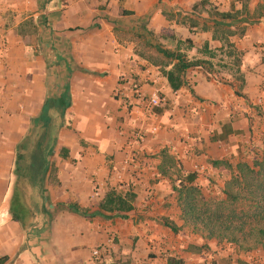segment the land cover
<instances>
[{
    "label": "crops",
    "instance_id": "crops-1",
    "mask_svg": "<svg viewBox=\"0 0 264 264\" xmlns=\"http://www.w3.org/2000/svg\"><path fill=\"white\" fill-rule=\"evenodd\" d=\"M232 2L243 11L237 0H0V49H5L0 57V264H99L93 251L103 245H111L112 255L102 264H168L169 256L184 264H208L225 256L217 240L174 233L161 218L183 225L172 183L180 169L197 173L202 191L215 187L209 176L225 168H215L212 161H229L242 152L239 142L250 138L247 100L237 91L255 104L264 100V0H248L253 20L242 14L223 24L235 31L231 25L241 19L246 27L244 35L235 31L230 37L242 54L241 90L235 76L224 82L202 67L189 69L187 84L173 90L163 69L139 55V35L146 25L154 36L166 32L170 40L191 39L189 57L210 60L213 67V58L201 50L208 45L216 54L226 47L214 38L209 12H229ZM191 19L198 26L191 27ZM123 77L138 81L146 96L160 93L167 105L149 113ZM118 87L126 98L114 97ZM67 91L70 106L49 112L51 166L32 176L25 165L18 180L19 143L47 102H63ZM139 130L148 136L137 145ZM15 187L29 209L25 226L11 215ZM111 189L137 194L129 218L85 217L65 206L77 203L96 213ZM230 250L233 261L264 264V246L241 254Z\"/></svg>",
    "mask_w": 264,
    "mask_h": 264
},
{
    "label": "trees",
    "instance_id": "trees-1",
    "mask_svg": "<svg viewBox=\"0 0 264 264\" xmlns=\"http://www.w3.org/2000/svg\"><path fill=\"white\" fill-rule=\"evenodd\" d=\"M239 3L242 4L243 11L237 10L236 3L232 2L229 12L215 11L211 16L215 22L214 38L222 41L228 48L229 51L226 56L233 58V65L236 67L237 73L240 74L237 79L244 84L241 75L242 54L236 50L235 45L230 41V37L236 33L223 25L227 21L237 20L243 13L250 16L248 0H239ZM262 15L260 13L256 16L261 17ZM190 23L191 27L198 26L196 19H191ZM207 29L208 26L206 25L202 28V30ZM142 30L145 32L144 38L146 40L145 43L141 44L142 49L139 51V55L154 66L163 69V73L168 78L173 90H179L187 84L185 75L191 68L202 67L211 72L212 62L210 60L191 59L189 57L188 51L194 48L191 39L181 40L172 36L171 39L176 45L175 49H170L161 43L149 41V38L151 40L154 34L148 30L146 25L142 27ZM244 32L245 30L242 31V33ZM201 53L210 58L215 57V53L209 49L208 45L203 47ZM237 94L249 101L244 93L237 91ZM69 97L67 91L63 94V102L49 100L43 109L42 116L37 121H32L33 127L30 134L19 143L17 148L14 174L18 180H20L23 171L22 167L25 165H28L33 172L32 176H36L38 172L51 166L49 156L52 149L49 147L52 119L49 118V112L55 107H60L65 111L71 104ZM56 143L55 139L53 147L56 146ZM62 154L66 158L68 150L63 149ZM171 161L173 160H167L169 164ZM212 165L215 168L224 167L231 174L221 189L224 197L207 198L201 187L195 183L197 173L183 174L180 169L172 183L173 189L177 193L178 205L181 209L180 219L183 221V225L179 226L172 218L167 217L161 218L162 224L174 233L181 232L185 227L191 228L194 233H199L205 240L215 239L219 246L222 244L228 246L236 254L248 253L264 246V154L252 165L246 161L233 164L227 160L212 161ZM162 174L168 176L165 171ZM22 197V191L15 187L11 198V215L13 220L25 226V218L29 209L22 204ZM136 198L137 194L132 189L126 192L111 189L101 201L99 211L96 213H89L88 209L77 203H67L65 206L85 217L97 215L106 217L105 214L107 213L111 214V217L127 219L129 218L128 213L135 209ZM204 247L208 249L207 245L202 246V248ZM168 264H184V261L169 256ZM208 264H246V262L241 259L233 261L232 257L228 256L219 260L214 259Z\"/></svg>",
    "mask_w": 264,
    "mask_h": 264
},
{
    "label": "rangeland",
    "instance_id": "rangeland-1",
    "mask_svg": "<svg viewBox=\"0 0 264 264\" xmlns=\"http://www.w3.org/2000/svg\"><path fill=\"white\" fill-rule=\"evenodd\" d=\"M239 1V0H237ZM205 6V5H203ZM204 8H200L198 10V12L200 14H202ZM209 13H213V12H209ZM244 15H246L247 13H243ZM243 16V15H242ZM241 16V17H242ZM251 20L254 19V15L250 14V16L247 17ZM234 26L231 25V27H233V29H235L236 33L239 32L240 35H244V33H242L243 30L246 29L245 26H243V23L240 21L233 23ZM28 31H31V33H33V28L32 26L30 28H28ZM139 37H143L140 38V41L142 40L143 43H145L146 38L145 37V32L143 34H140ZM147 37V36H146ZM168 37H170V34L163 32L162 34H160L159 36H154L152 39H154V41L156 42H160L161 41H168L171 42L170 39H168ZM148 39V38H147ZM174 43V41H173ZM164 45V44H163ZM166 47L168 48V46L166 45ZM170 49H175V47H172ZM228 48L226 47L224 50L218 51L215 54V57L213 58V63L214 66H211V69H213L216 73H219L220 75H218L219 77H221L222 80H224V82L229 81V80H234L233 76H235L236 81L234 84H236L237 88L239 90L242 89L243 85L245 86V84H243L240 80L237 79V76H240L239 73H237L236 71V67L233 65V58H228L226 56V53L228 52ZM262 64L264 65V53H263V59H262ZM253 64H251V68L253 70H256V67L252 66ZM231 75V76H230ZM230 76V77H229ZM124 80V77H123ZM122 80V82H123ZM264 99V98H263ZM255 99H252L247 102V115L251 116L250 117V123H251V127H253V129H251L250 131V138L246 141V142H239L241 146H243L242 148V152L236 156H233L231 159H229V161L234 162L233 164H236L239 161H246L248 163H250L251 165L253 164L254 161H256L258 158H261L264 154V147H263V142H264V100L263 102L259 103L254 102ZM237 144V142H235ZM207 173V170H206ZM204 175H206L204 173ZM230 172L228 170L225 169H218V172H212V174L209 176H213L215 179L214 182H212V184L216 185L215 187H208V186H204L205 188L203 189V193L205 194V196L207 198H213V197H224L222 192L219 190V185H223L224 181L227 177L230 178ZM201 187V189L203 188L202 185H199ZM224 186V185H223ZM185 233H193V230L191 228L185 227L184 229ZM196 234V233H195ZM177 245H181L177 242ZM221 248H223L224 250V257H228L230 256L229 253H231V250L228 246L225 245H221ZM222 254V255H224ZM165 255H168L167 253ZM221 256V255H220ZM221 258V257H220ZM219 258V259H220ZM107 259V258H106ZM106 263V261H105Z\"/></svg>",
    "mask_w": 264,
    "mask_h": 264
},
{
    "label": "built area",
    "instance_id": "built-area-1",
    "mask_svg": "<svg viewBox=\"0 0 264 264\" xmlns=\"http://www.w3.org/2000/svg\"><path fill=\"white\" fill-rule=\"evenodd\" d=\"M5 49L1 48L0 49V57L4 54ZM126 81L123 80L122 83H125ZM130 88V91L133 93L134 97L140 101L143 102L144 106L146 107L147 111L151 114H154L155 110L157 108H162L164 106L167 105V99L162 96L160 93L155 92L150 96H146L138 81L136 80H131L126 82ZM114 97L117 99H124L127 97L126 95V91L124 88L122 87H118L115 91H114ZM157 131L156 128H153L152 133H155ZM135 139H134V143L136 142L137 145L138 144H143L146 142L147 140V136L148 133L147 131L144 130H139V131H135L134 133ZM114 237L109 239V244L114 242ZM112 255V247L111 245H103L100 246L98 248H96L93 251V258L95 260V262H98L99 264L105 263V259L108 258L109 256Z\"/></svg>",
    "mask_w": 264,
    "mask_h": 264
}]
</instances>
